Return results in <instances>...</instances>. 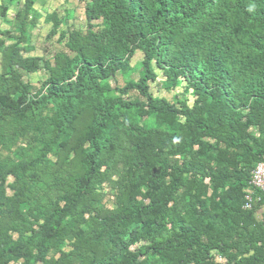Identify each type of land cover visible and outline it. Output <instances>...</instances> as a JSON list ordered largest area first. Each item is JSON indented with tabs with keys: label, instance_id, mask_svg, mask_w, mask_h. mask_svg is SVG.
Here are the masks:
<instances>
[{
	"label": "trees",
	"instance_id": "trees-1",
	"mask_svg": "<svg viewBox=\"0 0 264 264\" xmlns=\"http://www.w3.org/2000/svg\"><path fill=\"white\" fill-rule=\"evenodd\" d=\"M85 1L0 0V264H264V0Z\"/></svg>",
	"mask_w": 264,
	"mask_h": 264
},
{
	"label": "rangeland",
	"instance_id": "rangeland-1",
	"mask_svg": "<svg viewBox=\"0 0 264 264\" xmlns=\"http://www.w3.org/2000/svg\"><path fill=\"white\" fill-rule=\"evenodd\" d=\"M35 9L39 12L40 19L39 24L30 31V45L33 47L32 51L26 53L27 56L33 57L38 56L44 60H50L53 62V56L58 52H66L70 53L65 48L66 41L59 40V35H55L50 37L49 34L52 29V23L47 21V17L52 13H57L60 17H64L66 12L72 16V18L68 21V25L80 29L82 31L86 30L87 23L85 18V0H35ZM24 0H22L21 5H23ZM18 5L14 3V6L11 8L9 15L6 19H0V30H9L12 27V23L14 20V16L16 13ZM100 22V21H99ZM66 27L62 26L64 30ZM25 55V56H26ZM143 55L141 52L137 54L132 60V66H135L137 62L141 61ZM47 73L42 67V70L37 73L31 74L25 77V80H28L34 87L37 89L40 88L41 84L47 78ZM164 80L161 73H159V77L156 83L151 85L152 93L155 96L163 97L168 99L171 102H176L177 96L181 99V89H177L174 91H166L161 86V82ZM118 86L123 87L124 82L121 77L118 78ZM131 96L135 97L136 93L132 92ZM187 99L189 100V104L192 105L193 98L192 95H187ZM106 204L108 207H112V197L111 193L107 196ZM264 213V209L262 210ZM41 264V263H39Z\"/></svg>",
	"mask_w": 264,
	"mask_h": 264
},
{
	"label": "built area",
	"instance_id": "built-area-1",
	"mask_svg": "<svg viewBox=\"0 0 264 264\" xmlns=\"http://www.w3.org/2000/svg\"><path fill=\"white\" fill-rule=\"evenodd\" d=\"M252 185L264 192V159L255 166L252 172ZM250 194L251 192H248V196L246 197L247 203L245 208L247 209L252 208V196Z\"/></svg>",
	"mask_w": 264,
	"mask_h": 264
}]
</instances>
